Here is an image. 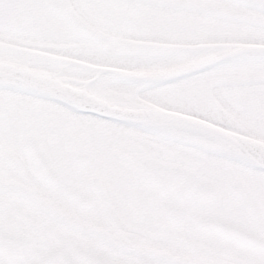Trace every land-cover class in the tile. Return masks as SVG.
I'll return each instance as SVG.
<instances>
[{"label": "snow or ice", "instance_id": "6c2138e0", "mask_svg": "<svg viewBox=\"0 0 264 264\" xmlns=\"http://www.w3.org/2000/svg\"><path fill=\"white\" fill-rule=\"evenodd\" d=\"M0 264H264V0H0Z\"/></svg>", "mask_w": 264, "mask_h": 264}]
</instances>
